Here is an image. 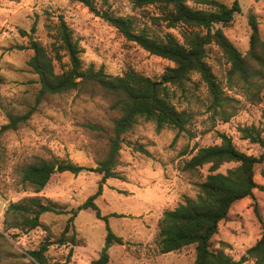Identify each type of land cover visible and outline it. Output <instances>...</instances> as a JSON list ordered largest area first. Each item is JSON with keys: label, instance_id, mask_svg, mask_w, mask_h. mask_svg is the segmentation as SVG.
<instances>
[{"label": "rangeland", "instance_id": "obj_1", "mask_svg": "<svg viewBox=\"0 0 264 264\" xmlns=\"http://www.w3.org/2000/svg\"><path fill=\"white\" fill-rule=\"evenodd\" d=\"M218 1L231 5L235 0ZM105 2L117 14H135L132 0H99V7ZM239 2L241 12L235 15L230 26L221 28L238 50L246 54L252 14L264 40V0ZM189 3L196 7L191 0ZM58 15L65 18L80 41L85 67H103L110 75H122L132 67L158 80L167 67L173 66L170 61L128 43L115 28L80 2L0 0V127L8 123L9 115L22 116L33 111L29 120L1 138L0 264L31 263L28 251L37 249L47 237L40 228L29 232L5 231L9 204L35 195L22 187L20 169L24 163L36 156L49 158L53 155L86 168L77 176L69 172L55 174L39 194L66 210L65 214L46 213L41 217L58 235L71 217V211L97 192L102 177L95 169L107 154L114 121L120 116L112 107L114 96L95 83L68 93L46 96L37 103L39 78L28 65L33 51L27 48L29 37L22 31L49 45L53 38L47 26L55 23ZM208 57L221 88L232 100L226 110L228 113L236 111V115L223 122L220 112L215 113L211 108L206 85L197 74L193 75L186 90L177 91L174 101L190 116L186 131L178 134L177 129L165 127L158 132L154 122L140 119L133 130L123 136L116 168L121 178L108 179L102 195L95 200L108 221L98 218L91 209L80 210L74 225L84 244L51 246L46 264H65L71 250L70 264H91L106 249L109 264L195 263V245L169 254H161L157 245L158 223L164 211L176 208L188 198H195L199 191L196 184L208 174V166L194 173L182 172L183 163L197 149L219 144L220 133L232 137L238 150L259 156L260 147L244 140L239 129L255 125L264 130V93L261 103L253 104L241 85L229 83V65L217 47L211 48ZM235 165L227 164L220 172L225 173ZM254 181L258 183L254 196L233 204L211 242L212 249H223L237 261L261 236L257 213L264 221V162L256 166ZM107 226L123 238L124 245L107 242ZM14 233L17 236L13 237Z\"/></svg>", "mask_w": 264, "mask_h": 264}, {"label": "trees", "instance_id": "obj_2", "mask_svg": "<svg viewBox=\"0 0 264 264\" xmlns=\"http://www.w3.org/2000/svg\"><path fill=\"white\" fill-rule=\"evenodd\" d=\"M74 1L82 3L90 12L101 17L128 43L170 61L173 66L167 67L158 80L132 67L122 75H110L103 67L97 69L94 65L85 67L80 41L62 15H58L56 22L47 26L53 38L49 45L22 31L29 37L27 48L33 51L28 65L39 78L37 103L46 96L68 93L85 84L95 83L114 96L112 107L120 112L119 118L114 121L107 154L95 169L102 177L99 188L82 205L71 211V217L60 234H55L41 217L46 213L65 214L66 210L39 194L55 174L69 172L77 176L86 168L68 158L53 155L49 158L33 157L21 167L22 187L35 195L9 204L5 213V231L29 232L40 228L47 233L46 239L37 249L28 251L27 257L31 259L28 264H46L47 252L53 245L75 247L84 244L74 225L80 210L91 209L98 218L108 221L95 200L102 195L103 185L108 179L121 178L116 168L123 136L131 132L140 119L154 122L158 132L165 127L177 129L178 134L186 131L190 116L185 110H180L174 101L177 91L184 92L192 82L193 75L197 74L206 85L211 108L215 113L220 112L223 122L236 115V111L228 113L226 110L232 100L221 88L208 61L213 46L217 47L229 65V83L241 85L253 104H259L263 99L264 40L255 15L250 16L251 36L246 54L238 50L221 28L230 26L235 15L241 12L239 0L231 5L218 0H191L196 7L190 5L189 0H132L133 15L117 14L107 2L99 7V0ZM32 113L9 115L8 123L0 127V159L2 136L8 131L17 130L29 120ZM262 118L264 120V110ZM239 131L244 140L260 147V155H249L238 150L232 137L225 133L219 134V144L197 149L183 163L181 171L194 173L208 166V174L196 184L199 191L195 198H188L176 208L164 211L158 223L157 235L161 254L195 245L194 264H245L248 261L264 264V221L259 213L261 236L239 261L223 249H212V239L218 234L220 223L228 217L233 204L254 196V190L258 187L254 181L256 166L264 162V130L251 125L241 127ZM232 163L236 165L225 173L220 172L223 166ZM107 231L108 243L124 245L123 238L115 235L109 226ZM71 257L72 250L65 264H70ZM109 261V254L102 253L91 264H109Z\"/></svg>", "mask_w": 264, "mask_h": 264}, {"label": "water", "instance_id": "obj_3", "mask_svg": "<svg viewBox=\"0 0 264 264\" xmlns=\"http://www.w3.org/2000/svg\"><path fill=\"white\" fill-rule=\"evenodd\" d=\"M107 247H109V246H107ZM107 252V249L104 251V253H106Z\"/></svg>", "mask_w": 264, "mask_h": 264}]
</instances>
